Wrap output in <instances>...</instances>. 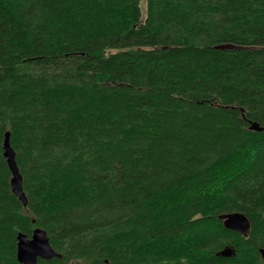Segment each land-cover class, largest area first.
<instances>
[{"label":"trees","instance_id":"16d2710c","mask_svg":"<svg viewBox=\"0 0 264 264\" xmlns=\"http://www.w3.org/2000/svg\"><path fill=\"white\" fill-rule=\"evenodd\" d=\"M253 123L264 0H0V264L38 228V264H264Z\"/></svg>","mask_w":264,"mask_h":264},{"label":"water","instance_id":"95a60500","mask_svg":"<svg viewBox=\"0 0 264 264\" xmlns=\"http://www.w3.org/2000/svg\"><path fill=\"white\" fill-rule=\"evenodd\" d=\"M251 130L263 132L264 127H260L257 123H253ZM4 157L12 173V191L26 207L28 200L23 190V177L16 163V155L11 147L9 133L6 134L4 141ZM222 219L226 229L235 231L243 236H247L251 229V222L243 213L234 212L225 214L222 216ZM260 254L264 259V249L260 250ZM220 255L223 257H232L233 250L231 248H226ZM55 258L61 259L62 256L51 246L50 239L45 230L36 229L31 238H28L25 234H20L18 236L17 259L20 264H38L39 260L50 261Z\"/></svg>","mask_w":264,"mask_h":264}]
</instances>
